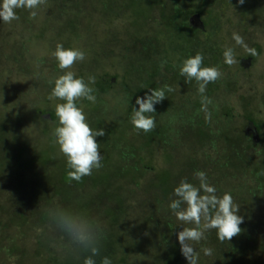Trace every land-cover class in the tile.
<instances>
[{"label": "rangeland", "instance_id": "374dc122", "mask_svg": "<svg viewBox=\"0 0 264 264\" xmlns=\"http://www.w3.org/2000/svg\"><path fill=\"white\" fill-rule=\"evenodd\" d=\"M193 1L165 0L163 6L174 4L188 10ZM76 2L64 5L71 11V19L56 0H43L35 16L28 9L18 8L15 19L0 21V264H82L80 260L91 254L88 249L93 239L89 235L97 231L84 226L89 218L102 229L98 241L104 237L96 264H101L103 256L110 257L112 264H187L176 233L180 227L194 225L177 220L168 205L175 198L173 188L182 178L199 185L194 176L197 169L206 172L217 195L225 191L232 194L242 223H256L258 228L257 216H264V0H244L243 4L208 0L203 18L209 34L202 38L213 39L214 49L220 50L215 61L221 71L203 94L210 102L204 105L196 82L190 83L183 76L171 81L170 72H164L161 63L160 75L153 83L158 88L168 85L172 91L166 89V97L154 105L156 112L150 115L155 116V126L147 132L135 130L130 121L136 96L145 93L134 94L145 73L141 72L143 61L131 59L140 46L126 31L133 21L126 19L128 12L147 2ZM157 13L150 17L158 20ZM141 27L137 25L139 32ZM233 32L242 35L256 55L235 45ZM171 41L169 49L173 52L184 47L174 44L179 43L176 38ZM57 43L82 49L85 58L69 68H58L52 55ZM227 46L234 47L237 57L231 65L223 61L222 51ZM153 52L145 65L155 59ZM178 52L173 61L182 64L185 56ZM64 71H73L90 84L95 100L87 99L83 108L86 120L90 127L105 132L96 137L101 167L83 175L79 185L63 188L65 177L74 179L67 175L65 156L54 142L58 118L55 115L51 121L38 109L55 108L63 102L51 96L50 90L55 77ZM100 75L110 82L96 89L93 84ZM90 76L95 79L90 81ZM246 113L259 121L262 140L252 139L246 132ZM149 134L153 137L144 145ZM131 147L139 150L140 159L129 155ZM12 159L25 170L19 173L25 183L20 192L12 188L14 181L6 171ZM151 163L159 169L169 168L166 194L151 192L150 188L147 194L145 190L151 182L162 180V175L145 166ZM133 164L138 169L133 171L135 175L114 171L116 166L128 169ZM41 167H46L43 175L39 174ZM255 167L263 179L255 180ZM52 186L60 192L55 193ZM63 199L66 204L58 208ZM116 205L123 211L110 223L108 218L115 214L105 210ZM66 215L71 218L65 219ZM244 233L247 237H241ZM235 239H239L237 245ZM222 241L232 244L225 246ZM191 243L198 252V264H264V225L258 233L239 232L228 240L218 239L216 230L208 229L205 238ZM204 247L211 253L204 254Z\"/></svg>", "mask_w": 264, "mask_h": 264}, {"label": "clouds", "instance_id": "9594fccd", "mask_svg": "<svg viewBox=\"0 0 264 264\" xmlns=\"http://www.w3.org/2000/svg\"><path fill=\"white\" fill-rule=\"evenodd\" d=\"M42 3L43 0H0V21L10 22L15 19L17 17L15 9L18 8L28 9L30 15L35 16L38 6ZM237 3L243 4L244 0H237ZM231 38L235 45H239L251 55H256V50L250 47L238 32H233ZM52 55L60 69L69 68L74 61L85 58L82 49L65 48L60 43H57ZM222 56L226 64L237 62L232 46L225 47ZM203 60L204 56L201 52L187 56L179 67V73L186 81H196L197 91L202 94L201 100L206 105L210 102L209 98L203 95L206 87L210 81H215L221 75V71L216 65H204ZM88 79L92 81L95 78L90 76ZM166 89L172 91L170 86L164 85L160 88L150 87L143 96H136L130 115L135 130L147 132L155 126V116L150 113L156 112L154 105L166 97ZM50 95L63 100L55 105L58 123L53 129L54 142L65 156L69 169L67 175L79 180L83 175L90 174L93 168L101 167L102 154L96 137L103 136L105 130L90 127L83 108L76 104L78 97L95 100L93 89L83 77L76 76L73 71H64L55 77ZM194 176L198 178L199 185L182 178L173 188L175 198L171 199L168 205L177 220L194 225L180 227L176 233L181 255L186 259L187 264H198V252L191 242L205 238V230L214 228L218 239L228 240L241 231L240 223L243 219L237 214L239 206L234 202L230 192L225 191L222 195H217L216 186L208 182L204 170H195ZM202 218L203 224H201ZM98 239L99 232L93 238L88 249L91 254L84 257L83 264H96L95 256L99 252ZM203 252L206 255L210 254L211 249L204 247ZM101 264H112L111 258L103 256Z\"/></svg>", "mask_w": 264, "mask_h": 264}, {"label": "trees", "instance_id": "16d2710c", "mask_svg": "<svg viewBox=\"0 0 264 264\" xmlns=\"http://www.w3.org/2000/svg\"><path fill=\"white\" fill-rule=\"evenodd\" d=\"M76 1L77 0H56V3L62 9V11L65 12V14L68 16V18L71 19V17H70L71 11H68L64 7V5L68 4V3H70V4L77 3ZM101 1L104 3V5L107 4V1L109 2V0H101ZM145 1L147 3L144 4L143 7L140 8V5H136L135 9H133L132 11H129L128 14L126 15V19L128 18V22L131 19L133 20L132 22H129V25H128L129 29H127L126 31L128 32L129 36L133 38L132 40L134 42H137L138 45L140 46V48L138 49L139 53L133 54L134 58L131 57V59L135 62L143 61L142 63H144V65H143L144 68L141 70V72L143 71L145 73L144 82L140 81V84H139L140 88L135 91V93H134L135 95H138L140 93H144V92L148 91V88H150V87H152V88H158L159 87L158 85H156V83H153V79L156 77H159L160 73H158L159 72L158 70L160 69L161 63L163 65L162 67L166 69V70L164 69L163 71L164 72L165 71L170 72L169 79L171 81H173L176 78H179L181 76L179 73V67L181 64L173 61V60H175V58L177 60V57L180 55L178 51H183V53H184L183 55L185 56V58L189 55H194L196 52H201L204 56V60H203L204 65H217L215 60H217L216 59L218 57L217 54L220 52V50L218 48L214 49V45H212L214 43L213 39L212 40H210V39L206 40L205 39V37L208 36L209 32L206 28L207 22L203 17H204V13L208 12V5H207L208 0H194L191 3L192 4L191 9H188V10H183L174 4H171V5L168 4V6L165 7V6H163L165 3V0H151L152 2H148V0H145ZM126 3H128V0H126ZM137 6H139V7L137 8ZM156 10L158 11V13H157L158 18H159L158 20H157V18L152 19L150 17V16H152V14H155ZM130 12L134 13V14H131ZM195 13L199 14V20L201 22L198 24V27L191 25L188 21V17L192 14H195ZM137 25L142 26L141 27L142 32H139L140 30L137 29ZM203 35L205 36L204 38H202ZM56 37L58 39H60V35H57ZM140 38L143 39L142 42L139 40ZM174 38L178 39V41H179V43L176 42L174 44H182V46L184 45L183 48L180 47V49L178 51L176 50L177 53L172 51L174 49H171V50L169 49L170 41L173 40ZM153 43H155V45H153ZM153 50H154L153 54H154V56H156L155 59L153 61H150L149 65H145V60H147L151 56ZM101 77H102V79H101ZM107 80L108 79H106V81H105L103 79V75H100L98 77V79L95 80V83L93 84L94 88L103 89L104 85L107 84L108 81L110 82V79L108 81ZM215 81H210L207 86H211L212 83ZM109 82H108V85H109ZM189 82L194 83L196 81L195 80H189ZM88 102L89 101L87 100L86 97L76 98V104L79 107H82V108L86 107V104ZM38 112L41 115H47L48 119L51 121L55 120V108L54 107H51L50 109L46 108L45 110H42L41 108H39ZM244 117H245V119L248 120V122L249 121L252 122V125L255 127V130L257 132V138L262 140V132L260 130L261 125H260L259 121L254 120L250 116V114H248V113H246L244 115ZM198 133L200 134L202 132H198ZM150 134L145 137L146 139L143 137L144 138V141H143L144 145H147L148 142L150 141V139H152L153 136L150 137ZM251 135H250V137H251ZM133 149L134 148H132V150L129 151V155L132 157H135V158L137 156L140 159L141 155H139V150L137 148L135 150H133ZM120 159H121V155H120ZM43 160H45L44 157H43ZM138 160L136 162H138ZM11 161H12V164H8L6 171L8 172V174L11 176V178L14 181V183L12 184V188H14V190L16 192H20L21 191L20 188L24 187L25 183L22 182V181H24V179L21 177V175H19V173H22L25 170L20 168L21 164L18 163L17 165H14L13 159ZM145 166L154 169V172H155L154 174L162 175V180L160 181V183H158V184L153 183L152 184V182H151L145 188V190L147 191V194H149V188L151 189V192L155 191L157 194H158V192L162 193V195L166 194L167 189H164V187H166V184L169 187V183L167 181L169 178L166 176L167 170H169V168L164 167V168L159 169V168H156L152 163L146 164ZM116 167H118V169H116ZM116 167H115L114 171L117 173H122V175L125 174L124 170L127 172L130 171L132 174H134L133 171H135V172L138 171V169L136 168V166L134 164L128 169H121L119 166H116ZM258 169H259V167H255V175H256L255 180L263 179L262 173H264V172L262 171V173H260L262 176L261 175L259 176L257 174V171H256ZM45 170H46V167H41V173H39V174L43 175V173L46 172ZM111 170H113V169H111ZM11 171H13V172H11ZM12 173H14V174H12ZM32 173L34 175L35 173H38V172H32ZM106 173L109 175L108 171H106ZM131 173H128V174H131ZM99 176L103 177L101 180H105V175L100 174ZM130 176H132V175H130ZM14 177H18V180H16ZM77 182H78V180L75 181V179L71 180V179H68V177H65V180L62 181V186L64 188L69 184H74ZM59 185H60V183H59ZM52 189H54L55 193L60 192L59 189H56L53 186H52ZM42 191H44V190H42ZM54 195L56 196V194H54ZM160 202H163V199H160ZM65 204H66V199H63V202L58 203V208H59V205L63 206ZM56 208H57V206H56ZM122 211H123L122 207H120L119 205H116L109 210L108 209L105 210V213L107 214L110 212V213L115 214L114 216H110L108 218L110 223H112L113 220L116 218V216H118ZM82 217L87 219L88 216H82ZM257 217H258L257 223L260 225V226H257L258 228H255L256 223L254 224V223L250 222L248 224H244L241 222L240 226H244V227L240 228L241 229L240 232H251V233L257 232L258 233L259 228L262 225H264V219H263L264 216L259 215ZM58 218L61 220H64V219H62V216H60ZM68 218L70 219L71 215L65 216V219H68ZM85 221L86 222H85L84 226L86 228H89V230H94V229L97 230V231L95 230L96 232H94V234L89 235V236H91V239H93L96 236L97 232H99V237H100V235H103L102 229H100L95 224L93 218H89L88 221L87 220H85ZM67 223H70V220ZM244 235H242L241 237H247L246 233H244ZM101 239H102L101 241H97L98 248H102L101 242L104 240V237ZM237 240H239V239H237ZM237 240L236 239L234 240L236 245H237ZM222 242L224 243L225 246L232 244L231 241H230V243L224 242V241H222ZM237 250L241 251V249H239V248H237ZM230 253H231V251H229V254ZM95 257L98 258L99 256L96 255ZM97 258L95 259L96 263L98 261ZM80 261L83 264L84 259L83 260L81 259ZM78 264H80V263H78Z\"/></svg>", "mask_w": 264, "mask_h": 264}, {"label": "water", "instance_id": "95a60500", "mask_svg": "<svg viewBox=\"0 0 264 264\" xmlns=\"http://www.w3.org/2000/svg\"><path fill=\"white\" fill-rule=\"evenodd\" d=\"M197 19L198 20V23H201L200 20H199V14L195 13L191 19ZM247 133L250 132V134H252L253 136V139H257V132L255 130V127L252 125V122L249 121V129H247L246 131Z\"/></svg>", "mask_w": 264, "mask_h": 264}, {"label": "flooded vegetation", "instance_id": "af4514ba", "mask_svg": "<svg viewBox=\"0 0 264 264\" xmlns=\"http://www.w3.org/2000/svg\"><path fill=\"white\" fill-rule=\"evenodd\" d=\"M193 15H194V14H192V15H190V16L188 17V21H189V23H190L191 25L195 26L196 24H199V23H198V20H196L195 18L191 19V17H192ZM196 21H197V22H196Z\"/></svg>", "mask_w": 264, "mask_h": 264}]
</instances>
